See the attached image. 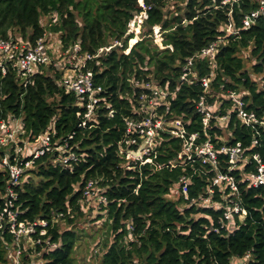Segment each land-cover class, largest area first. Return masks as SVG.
Segmentation results:
<instances>
[{"label": "trees", "instance_id": "16d2710c", "mask_svg": "<svg viewBox=\"0 0 264 264\" xmlns=\"http://www.w3.org/2000/svg\"><path fill=\"white\" fill-rule=\"evenodd\" d=\"M170 1L0 0L1 37L36 44L48 32L55 34L63 50L78 44L81 53L98 54L85 70L91 69L95 83L104 87L102 105L87 118L77 95L62 85L67 62L38 65L27 82L17 67L9 65L6 74L0 67V125L13 127L15 119L20 120L26 142L52 131L53 143L66 141L81 155L78 163L65 167L57 160L58 151L47 152L34 160L15 186L20 219L47 220L48 232L58 243L43 252L41 264H78L73 256L78 234L53 224V213L70 209L69 215L59 219L70 223L75 212L82 214L80 200L89 180L98 181L107 199L97 218L106 229L100 264H231L248 252L249 264H264V185L254 186L247 180L257 171L253 155L258 154L264 164V125L253 129L243 124L229 98L231 91H246V109L264 120V14L249 28L243 24L246 15L259 9L260 0L225 4L223 0H182L183 12L170 10ZM142 12L147 14L142 24L147 31L137 39L129 32V24ZM158 25L163 40L155 43L153 28ZM230 25L234 33L228 30ZM214 42L218 43L216 54L200 55ZM245 52L254 59L251 70L246 68ZM204 78L211 79L207 93ZM151 81L165 98L153 95L145 84ZM143 94L154 97V109H142L143 101L149 103ZM204 95L211 103L221 102L214 113L227 117L226 140L218 117L207 127L203 124L197 104ZM153 112L169 122L180 118L187 136L196 134L195 144L210 141L218 153V169L198 158L178 159L184 139L168 130L156 137L154 163L119 155V142L129 136L127 119L140 122ZM238 143L246 159L230 169L228 155L220 150ZM21 145L26 147L25 142ZM8 153L14 161L13 144ZM218 173L233 176L238 191L232 194L228 184L214 185ZM183 176L189 178L192 205L181 193ZM7 186L8 174L0 170V203ZM207 197L210 203L204 201ZM229 199L246 209L243 218L239 214L224 218ZM12 242L11 234L0 232V264H10L7 255ZM31 251L25 253L24 264H35Z\"/></svg>", "mask_w": 264, "mask_h": 264}, {"label": "built area", "instance_id": "2783aa9c", "mask_svg": "<svg viewBox=\"0 0 264 264\" xmlns=\"http://www.w3.org/2000/svg\"><path fill=\"white\" fill-rule=\"evenodd\" d=\"M231 0H223L222 3L230 2ZM237 0H232L235 2ZM264 14V0H260V7L251 14L245 16L243 24L245 28H249L255 19ZM231 30V25L228 28ZM234 33V32H233ZM111 46L101 48L100 53L104 50H109ZM218 49V43L214 42L207 48L201 51L200 55L214 54ZM56 52L58 58H63L64 62L69 64V68L66 69V73L62 79V85L65 86L67 92L75 93L78 97V104L85 108L87 111V118L90 117L103 103V91L104 87L101 84H96L94 81V73L91 69L85 70L88 65V61L98 56L90 53H81L80 46L76 44L66 50H63L62 44L59 42V48L53 51L51 46H47L44 42V38L39 39L36 44H24L22 41H18L12 38H4L0 36V67L2 73L6 74L8 66L12 65L14 68L17 67L20 71L21 77L27 82L29 77L34 74L38 65H50L59 64L56 59L50 56V53ZM75 54V59L78 65L75 66L74 59L70 56V53ZM72 53V54H73ZM73 54V56H74ZM189 64H192V59L189 60ZM186 75H183L182 79H186ZM203 86L204 91L207 93L210 88V78H204ZM147 85V84H146ZM153 91V95H159L160 97H166V94L162 93L160 89L147 85ZM246 91L237 93L231 91L229 98L233 101V105L237 109V115L240 121L246 126L257 129V126H263L264 120L260 119L254 111L246 109L245 101L243 96ZM143 99H149L148 105L143 101L142 109H154V97L143 94ZM213 103L209 102L207 96H201L197 109L203 116V124L205 127L209 125L210 120L213 117L227 118L226 116H215ZM148 111V110H147ZM165 118L162 115L153 112L152 115L147 116L144 120L137 122L134 119H127V134L129 135L125 142H119V155L125 157L128 160H139L141 163H154L152 153H156V137L160 131H170L177 137L184 139V146L182 151L178 155L180 160L199 159L202 163H210L215 170H217V151L214 149L213 144L210 141H206L202 144H195L196 134L187 136V132L184 128V124L180 119L175 120L177 125L165 126ZM167 121V120H166ZM169 122V121H168ZM15 125L13 127H2L6 133V137H1L0 134V148L1 144L4 146L8 145V140L12 142L14 146V161L11 159V154L0 151V170L6 171L8 174V186L6 192L2 195V202L0 203V232L9 233L13 236V242L8 246V259L10 264H24L25 253L32 249L30 258H37L38 255H42L47 249L58 247V243L53 241L48 230L49 224L45 219H38L34 222H28L20 219V210L16 201L18 194L15 190V186L19 185L24 171L33 164L34 160L44 155L45 153H51L58 151V158L65 167H68L74 163H78L81 160V155L73 150L72 147L65 141L64 143L56 144L53 143L52 135L50 131L38 136L35 141L26 142L21 135L25 133L24 129L21 128L20 120L15 119ZM137 132V133H136ZM72 138V135L69 136ZM145 140L147 144L142 150V154L134 156L131 151L136 150ZM22 142L29 144L31 147H24L21 145ZM255 142H257L255 140ZM34 144V145H33ZM222 153L228 155L229 163L231 164L230 169H234L239 166V160H245L244 149L241 144L238 143L235 146L225 145L221 147ZM24 155V156H21ZM32 159H27L31 157ZM156 156V155H155ZM196 157V158H195ZM253 158L258 162L257 171L247 176L250 184L254 186L264 185V164L261 163L258 154L253 155ZM177 159V161H178ZM173 164V161L170 162ZM157 169L162 168L161 165L155 164ZM181 193L185 199L192 205L195 200L189 198V178L183 176L181 179ZM213 184H228L232 189V194L238 191V185L236 179L227 173H218L214 179ZM96 201L97 204H106L107 199L102 194V188L98 185L97 180H89L84 187L81 204L91 203ZM205 202L210 203V197L204 199ZM230 203H233L232 205ZM247 211L241 207L239 202L229 199L228 205L224 210V218L226 220L231 219L233 214H239L240 218L246 215ZM70 214V209L65 212H55L53 224L59 222L61 217ZM72 215V214H71ZM40 248V249H38ZM252 258L251 252H248L242 259L244 261L241 264H249ZM35 264H38L35 262ZM232 264V262H231Z\"/></svg>", "mask_w": 264, "mask_h": 264}, {"label": "rangeland", "instance_id": "374dc122", "mask_svg": "<svg viewBox=\"0 0 264 264\" xmlns=\"http://www.w3.org/2000/svg\"><path fill=\"white\" fill-rule=\"evenodd\" d=\"M170 10H180L183 12L185 4L183 3L182 0H177V1H170ZM147 17L146 12H142L140 15L135 16V18L130 22L129 24V32H134L135 36L137 39L140 38V36L143 34V32L147 31V29L143 28L142 24L144 19ZM48 18H43V24L47 25L48 24ZM135 21L138 22L137 25H135ZM234 32V31H230ZM17 35V34H15ZM19 35V33H18ZM14 39V38H13ZM153 39L155 43H160L161 40H163L162 37V31H161V26H154L153 28ZM23 42V41H22ZM44 42L46 43L47 46H51L53 51H56V49L59 48V40H57V37L53 33H48L45 35ZM26 44L25 42H23ZM129 45L131 46V41L129 42ZM217 53V50L215 51L214 54ZM50 56L59 63V65H62L64 59L63 58H58V54L56 52H51ZM244 56L246 58V68L251 70L252 63L254 59L249 58V52H245ZM66 73V71L64 72ZM65 75V74H64ZM253 77L256 80L261 79L260 74L252 73ZM183 78V76L181 77ZM155 82L151 81L149 83H145L151 87H156ZM159 89V88H157ZM213 95V94H212ZM165 98V97H163ZM159 97L158 99H163ZM215 106H213V110L217 111L219 110V107L221 105V102H216L214 101L213 103ZM150 105H146V108L149 107ZM160 115V114H159ZM163 116V115H162ZM164 118V117H163ZM180 119V118H179ZM181 120V119H180ZM227 118H218V121L220 125L223 128L224 135L223 139L226 140L229 136V133L226 131L225 124H226ZM173 121H166L165 120V126L169 125H177V122ZM182 121V120H181ZM3 126L0 125V129L2 132L4 130L2 128ZM2 134V133H1ZM6 133L2 134L1 137H6ZM0 151H6L7 153L10 152L12 148V142L8 140V145L4 146L1 144ZM27 147H31L29 144H27ZM34 145V144H33ZM176 192V191H175ZM177 193V192H176ZM82 205V210L84 211L82 214L80 212H75L74 216L75 218L73 222H69L68 219H62L60 220L59 226L61 230H65L68 228H73L78 234V241L76 244V248L74 251V258L77 261L78 264H100V257L104 248V239H105V228L103 226V220H99L98 215L101 211L100 204H97L96 201H92L91 203H84ZM236 259L240 260L241 262L244 261L241 257H235ZM34 262L40 263L42 262L41 255H38L37 258H35ZM240 262V263H241Z\"/></svg>", "mask_w": 264, "mask_h": 264}, {"label": "water", "instance_id": "95a60500", "mask_svg": "<svg viewBox=\"0 0 264 264\" xmlns=\"http://www.w3.org/2000/svg\"><path fill=\"white\" fill-rule=\"evenodd\" d=\"M138 22L135 21V25H137ZM147 144V140H145L136 150H132L131 153L134 155V156H139L142 154V150L143 148L145 147V145Z\"/></svg>", "mask_w": 264, "mask_h": 264}, {"label": "crops", "instance_id": "0c3cea01", "mask_svg": "<svg viewBox=\"0 0 264 264\" xmlns=\"http://www.w3.org/2000/svg\"><path fill=\"white\" fill-rule=\"evenodd\" d=\"M240 262H241V261L238 260V259H236V258H234V259L232 260V264H241L243 261H242L241 263H240Z\"/></svg>", "mask_w": 264, "mask_h": 264}]
</instances>
